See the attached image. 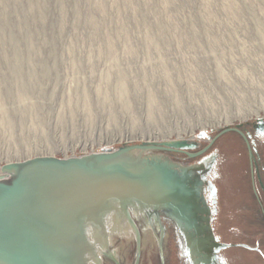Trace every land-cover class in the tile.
Instances as JSON below:
<instances>
[{
    "label": "rangeland",
    "instance_id": "rangeland-1",
    "mask_svg": "<svg viewBox=\"0 0 264 264\" xmlns=\"http://www.w3.org/2000/svg\"><path fill=\"white\" fill-rule=\"evenodd\" d=\"M258 124L264 0H0V182L28 163L112 158L163 165L187 184L192 212L176 224L164 204L111 200L90 264H159L165 226L166 264H264L255 145L252 166L233 131L189 156L226 128ZM173 230L187 235L183 248Z\"/></svg>",
    "mask_w": 264,
    "mask_h": 264
},
{
    "label": "bare ground",
    "instance_id": "bare-ground-1",
    "mask_svg": "<svg viewBox=\"0 0 264 264\" xmlns=\"http://www.w3.org/2000/svg\"><path fill=\"white\" fill-rule=\"evenodd\" d=\"M117 161L28 170L16 183L14 197L0 208V264L96 263V247L103 245L102 219L112 208L111 200L123 207L133 201L141 207L180 204L182 184L176 179ZM6 187L0 185V192ZM23 230L29 235L22 241Z\"/></svg>",
    "mask_w": 264,
    "mask_h": 264
},
{
    "label": "water",
    "instance_id": "water-1",
    "mask_svg": "<svg viewBox=\"0 0 264 264\" xmlns=\"http://www.w3.org/2000/svg\"><path fill=\"white\" fill-rule=\"evenodd\" d=\"M229 131H237V132L241 133L237 128H226V129L222 130V132L214 140H212L210 142V144L204 150H202V151H200V152H198L196 154H192V155H189L188 153L187 154L189 156H193V157L200 156V155L204 154L205 152H207L210 149V147L212 146L214 141L220 135H222V134H224L226 132H229ZM137 147L138 146L124 148L121 151V153H123V152H125L127 150H130L132 148H137ZM150 148L166 150V151H175V150L170 149V148H161V147H150ZM249 151H250V155L252 156V152H251L250 146H249ZM100 159L97 160V161H88V160H70V161H59V162L41 161V162H34L32 164L28 163V165H24V166H19V168H17V170L15 172V178H14V180L11 183H5V182H2V181L0 182V185H6L7 186L6 190L0 192V208H1L2 204H5L7 201H9L10 199H12L14 197L16 183L25 177L24 175L26 174V172L28 170H32L33 169V171H34V169H35V170H42L43 171V170H49V169H52V168H55V167L64 166V165L76 164V163H80V162H83V161H84V163H90V164L113 162L111 160L112 158L111 159L110 158L106 159L108 162H105V160H102V159L100 160ZM171 164H173V163H171ZM171 166L172 165L169 164L168 167H171ZM125 167H127V166H125ZM128 168H130V167H128ZM180 168H183V167H180ZM130 169H132V168H130ZM133 170H136V169H133ZM152 171L155 172V174H157L159 176H161V175L171 176L174 179H176L178 182H180V184H182V191L180 192V195L177 197L180 200V204L171 203V204H164V206H166L165 208H167V210L170 208L169 211L171 212L170 213L171 215H177L178 217H180V218L185 220L186 219L185 216H187L188 214H190L192 212V210H191V208L189 206L190 204L188 203V198L190 196V193L187 191V188H188L187 184L183 180H181L177 175H174L171 171H168L166 168H164L163 165L156 166L155 170H152ZM29 202H30V199H29ZM18 210L19 209L17 208L16 214H15V217H14L15 218V223H14L15 227L19 226L16 223V219H17L18 214H19ZM17 222H18V219H17ZM0 225H2V224L0 223ZM27 235H29L28 232L26 230H23L22 241H23L24 238L27 237ZM21 246L24 247L22 243H21Z\"/></svg>",
    "mask_w": 264,
    "mask_h": 264
},
{
    "label": "flooded vegetation",
    "instance_id": "flooded-vegetation-1",
    "mask_svg": "<svg viewBox=\"0 0 264 264\" xmlns=\"http://www.w3.org/2000/svg\"><path fill=\"white\" fill-rule=\"evenodd\" d=\"M256 127V126H255ZM254 129V126H251L250 127V129L249 128H245V127H239V128H237L241 133H239V132H237V131H233V133L236 135V136H239L242 140H243V142L245 141V142H248L249 143V145H250V147H251V150H253L254 149V145H255V143H257V145H258V143L259 142H264V137L262 138V140L261 139H259V141H257L255 138H253L252 136L250 137L249 136V134H248V132L250 131V132H253V129ZM244 142V143H245ZM252 147H253V149H252ZM256 148V147H255ZM252 153H254V152H252ZM214 217H215V215H214ZM165 220L166 219H164V221L163 222H165ZM173 224V223H172ZM213 224V221H212V223H211V225ZM164 225V224H163ZM173 226L175 227V225L173 224ZM165 227H167V226H165ZM165 227H164V229L162 230V231H160L159 230V232L161 233V234H159L160 236H159V238H157L156 240H154V242L156 241V245H157V247L159 248V264H166V261H165V258H164V255H163V243H162V241H160L161 239H163V236H165V233H166V229H165ZM172 226L171 225H169L168 226V229H170ZM212 227H213V225H212ZM170 231V230H169ZM177 232H174V230H173V233L175 234L174 236H175V240L177 241L176 242V244L179 246V247H181V248H183V243H184V240H185V238L180 234V232L178 231V230H176ZM162 233H163V235H162ZM184 238V239H183ZM178 239H180V240H178ZM186 243V242H185ZM135 249H136V252H137V245H135ZM183 250V249H182ZM136 257H138L137 256V254H136ZM220 257H222V256H220ZM187 258V257H186ZM223 258V257H222ZM187 260V264H189L190 262H189V260H188V258L186 259ZM112 264H119V263H117V261L116 260H114V262L112 263ZM122 264H124V263H122ZM191 264V263H190Z\"/></svg>",
    "mask_w": 264,
    "mask_h": 264
},
{
    "label": "crops",
    "instance_id": "crops-1",
    "mask_svg": "<svg viewBox=\"0 0 264 264\" xmlns=\"http://www.w3.org/2000/svg\"><path fill=\"white\" fill-rule=\"evenodd\" d=\"M249 136L251 137H253L254 136V138L257 140V141H259V139H261L262 140V138L264 137V126L262 125V124H258V125H256V127H254V129H253V132H250L249 131ZM255 147H256V149H257V153L259 154V157H260V159H262L263 160V158H264V155L262 154L263 152L260 150V148L258 147V145H257V143H255ZM252 152V151H251ZM215 154V153H214ZM249 155H250V152H249ZM216 154H215V156H213V158H214V163H215V158H216ZM250 157V164H251V166H252V159H251V155L249 156ZM249 164V165H250ZM260 189H261V194L259 195V194H254L255 195V197L258 199V201H259V203L261 204V205H263L264 206V192H263V190H264V187L263 188H261L260 187ZM262 200V201H261ZM176 217H172L173 219V221L175 222V224H176V222H178V220L179 221H183V222H185V220L184 219H182V218H180V217H178L177 215H175ZM214 220V215L212 216V219H211V223H212V221ZM179 223V222H178ZM211 225V224H210ZM183 231V232H182ZM180 232H181V234H182V236L183 237H185V239L187 238V235L185 234V232H184V230H180ZM187 232V231H186ZM133 245H136V243L134 244L133 243ZM145 247H143V249H144ZM188 251H189V249H188ZM138 256V255H137ZM137 264H138V262H137Z\"/></svg>",
    "mask_w": 264,
    "mask_h": 264
},
{
    "label": "trees",
    "instance_id": "trees-1",
    "mask_svg": "<svg viewBox=\"0 0 264 264\" xmlns=\"http://www.w3.org/2000/svg\"><path fill=\"white\" fill-rule=\"evenodd\" d=\"M217 212V211H216ZM262 213H264V208L262 209ZM215 216H216V213H215ZM261 216V217H260ZM259 217V221H257V222H259V223H262V225H264V215H259L258 216ZM215 221H216V219H215V217H214V220H213V229H214V223H215ZM262 232L264 233V231L262 230ZM178 240H180V239H178ZM219 241V240H218ZM222 243H224V242H222ZM183 245H184V243H183ZM260 244L259 243H256L255 244V246H251V245H241V247L242 248H245V249H247V250H255V251H257L259 248H258V246H259ZM240 246V245H239ZM232 247H235V245H232L231 247H228V248H226L225 250L224 249H222L221 251H220V254L222 255V257L226 260V257H225V251L226 250H228V249H231ZM258 252V251H257ZM186 256V251L183 249L182 250V254L181 255H179V257H183V256ZM224 255V256H223ZM181 257V258H182ZM185 261H186V257H185ZM229 262V261H228Z\"/></svg>",
    "mask_w": 264,
    "mask_h": 264
}]
</instances>
